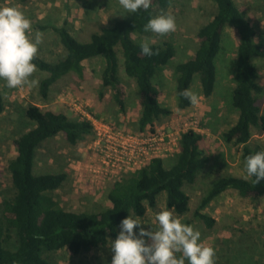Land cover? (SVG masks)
Listing matches in <instances>:
<instances>
[{
	"label": "trees",
	"instance_id": "16d2710c",
	"mask_svg": "<svg viewBox=\"0 0 264 264\" xmlns=\"http://www.w3.org/2000/svg\"><path fill=\"white\" fill-rule=\"evenodd\" d=\"M213 2L214 16L196 35L198 48L194 57L175 68L178 109L184 111L191 107L181 93L192 88L195 76L200 78L203 96H213L218 80L217 58L223 49L224 34L232 28L238 44L232 105L239 117L223 134V139L228 145L243 147L245 161L247 156L264 150L260 146L249 147L254 130L264 132V114L259 104L264 88L254 62L264 60V44L256 43L257 31L234 0ZM171 3L172 0H152L148 11L118 17L112 26H103L92 34L89 42H80L67 23L53 27L65 56L49 62L38 55L34 61L37 69L45 74L40 83L42 97L47 99L53 85L69 74L83 79L84 63L102 59L105 62L102 86L114 91V99L124 111L127 94L121 83L120 58L116 52L120 48L126 76L134 81L142 108L138 131L145 135L155 133L156 123L172 114L162 105L163 90L155 84V79L176 57V49L172 43H151L158 54L147 57L141 53L139 45L142 37L150 33L144 31L149 19L167 11ZM4 112L5 103L0 92V114ZM26 117L34 126L13 141L17 155L8 163L12 189L4 192L6 197L0 205V264H52L45 257L48 253L67 250L73 256H81L104 250L117 238L122 220L130 214L144 219L147 208L155 209L162 195H166V208H174L181 217L189 213L190 197L184 188L193 185L208 164L201 149L203 134L189 130L181 135L176 164L170 170L165 168L163 159H154L146 168L110 186L109 207L75 212L60 207L54 197L68 175H37L35 159L40 146L59 135L73 146L89 136L94 138L93 124L81 118L71 120L65 113L44 111L34 105L27 108ZM228 191L245 200H257L264 197V181L255 184L252 177L236 176L217 180L202 199L195 217L209 228L214 227L216 221L203 211Z\"/></svg>",
	"mask_w": 264,
	"mask_h": 264
},
{
	"label": "rangeland",
	"instance_id": "374dc122",
	"mask_svg": "<svg viewBox=\"0 0 264 264\" xmlns=\"http://www.w3.org/2000/svg\"><path fill=\"white\" fill-rule=\"evenodd\" d=\"M234 1L257 31L256 43L264 44V0ZM4 6H19L32 21L33 35L36 31L44 34L38 55L49 62L65 56L60 38L52 30L53 27H62L67 23L80 42H89L91 35L99 32L103 26H112L115 19L127 15L120 8L118 0H29L25 4L20 0H2L1 7ZM215 9L213 0H172L169 9L156 16L162 13L173 15L177 24L176 31L166 36L150 32L142 37L151 43H172L176 49V57L155 79V84L163 90L162 105L172 111L169 117L156 123L155 135L164 136L168 143L169 152H165L163 158L167 170L176 164L178 152L175 147L183 133L195 130L205 136L201 149L208 164L199 173L196 182L184 188L190 197V211L182 218L184 222L195 225L207 246L215 248L216 264H264V197L245 200L237 193L228 191L203 211L216 221L214 227L209 228L195 217L202 199L214 182L229 176L247 177L242 157L243 147L228 145L223 139V134L236 124L239 117L232 105L238 48L232 28L226 30L223 49L217 58L215 93L211 98H205L200 78L195 76L191 90L200 96V104L184 111L178 109L175 68L194 57L198 48L196 35L212 20ZM116 52L120 58L121 83L127 94L124 111L118 107L114 91L102 86L105 67L102 59L84 63L86 73L83 79L76 74H69L59 80L51 88L47 99L40 94V83L45 74L39 70L33 77L39 80V86L35 88L9 89L6 82L0 80V92L5 103V112L0 114V205L6 197L4 192L12 189L8 163L17 155L13 141L34 126L26 117L29 106L65 113L71 120L82 119L78 112L82 109L98 122L114 129L141 134L138 121L142 108L138 91L134 81L126 76L122 50L118 48ZM254 62L259 70L260 84L264 88V60L256 59ZM259 104L264 114V92ZM93 141V136H89L73 146L63 135H59L40 146L35 159V173L68 175L64 186L54 193L60 207L75 212L100 211L109 207L107 195L115 182L110 179L94 182L83 172L90 163ZM257 146L264 149V132L259 129L254 130L249 144L250 148ZM162 208H166V195L160 197L155 209L147 208L146 217L141 219L144 224L142 227L146 230L157 228L155 216ZM132 216L136 217L134 214ZM112 241L114 239L104 250L81 256H73L63 250L48 253L45 257L52 264H112Z\"/></svg>",
	"mask_w": 264,
	"mask_h": 264
},
{
	"label": "clouds",
	"instance_id": "9594fccd",
	"mask_svg": "<svg viewBox=\"0 0 264 264\" xmlns=\"http://www.w3.org/2000/svg\"><path fill=\"white\" fill-rule=\"evenodd\" d=\"M118 2L129 16L152 7V0ZM176 28L175 17L162 13L150 18L144 31L166 36ZM43 35L39 31L33 35L32 21L19 6L0 7V80L6 82L7 88L39 86V80L33 78L38 70L34 61ZM139 47L144 56L158 54L148 39L141 41ZM181 95L193 107L200 104V96L191 88ZM244 171L247 177L254 178L255 184L264 181V150L246 157ZM155 220L158 227L151 230L142 227L138 216L130 214L121 221L120 232L111 243L112 264H216L215 248L207 246L195 225L184 222L174 208H162Z\"/></svg>",
	"mask_w": 264,
	"mask_h": 264
},
{
	"label": "built area",
	"instance_id": "2783aa9c",
	"mask_svg": "<svg viewBox=\"0 0 264 264\" xmlns=\"http://www.w3.org/2000/svg\"><path fill=\"white\" fill-rule=\"evenodd\" d=\"M79 110L82 119L90 121L94 127L92 155L89 158L93 168L88 163L83 171L94 182H103L106 179L118 182L126 175L146 168L152 160L163 159L164 153L169 152L164 136L116 130L108 124L98 122L86 111ZM179 142L180 139L175 147L177 152L180 148ZM79 168L76 169V174Z\"/></svg>",
	"mask_w": 264,
	"mask_h": 264
}]
</instances>
